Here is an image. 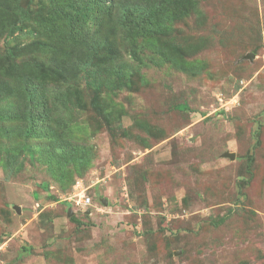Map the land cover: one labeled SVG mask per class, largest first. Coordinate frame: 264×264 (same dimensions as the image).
I'll list each match as a JSON object with an SVG mask.
<instances>
[{"label": "rangeland", "instance_id": "374dc122", "mask_svg": "<svg viewBox=\"0 0 264 264\" xmlns=\"http://www.w3.org/2000/svg\"><path fill=\"white\" fill-rule=\"evenodd\" d=\"M188 6L189 15L165 23L158 40L130 44L118 34L116 65L131 75V87L119 88L116 73L88 83L63 54L69 41L61 54L40 50L48 42L37 33L44 0L3 4L0 112L22 105L16 85L39 74L38 63L44 92L37 105L53 89L71 92L61 121L82 128L74 138L91 153L65 186L27 152L19 153L23 170L8 176L6 149L40 143L21 138L23 122L5 121L13 134L0 136V264H264V0ZM14 25L24 28L6 39ZM99 25L90 26L94 40L104 37ZM164 40L184 51L194 74L164 62ZM184 104L188 110L178 108ZM81 193L92 200L89 217L75 205ZM76 215L82 226L71 220Z\"/></svg>", "mask_w": 264, "mask_h": 264}, {"label": "trees", "instance_id": "16d2710c", "mask_svg": "<svg viewBox=\"0 0 264 264\" xmlns=\"http://www.w3.org/2000/svg\"><path fill=\"white\" fill-rule=\"evenodd\" d=\"M48 4V9H44L46 20L39 24L38 34L46 37L47 43H40V50L44 53L47 50L54 54H61L62 40L69 41L72 45L70 51L63 52L64 56L71 59L73 66L78 72H84L87 82H93L94 75L99 76L100 80H108L112 73L118 75V80L113 81L116 87H131L129 82L130 72H126L122 66L116 65L119 55L117 53L118 34L126 37L127 43H134L137 38H148L153 42L164 37L168 26L165 23H171L173 20H180L189 15L191 0H73L69 8L67 5L55 6ZM0 4V13L5 10L3 4ZM78 3V4H76ZM24 17L30 21L32 14L30 11H24ZM95 18L98 19L97 23ZM94 25L98 30H105L104 37L94 40L90 37V26ZM24 27L14 25L9 31L7 38L11 37L16 30H23ZM86 28V29H85ZM100 31V36L101 32ZM99 34V33H98ZM162 50L164 62L170 63L181 71L194 74L193 63L185 60L184 51L173 43L163 41ZM68 52V53H67ZM10 58H14L15 51L8 50ZM62 54V55H63ZM131 55V54H130ZM63 56V57H64ZM64 57V58H65ZM61 64V62H59ZM64 64V63H63ZM36 69L39 74L32 72L27 79L21 80L16 86L19 89L22 99L19 97V103L22 105L9 114L0 112V136L5 139H11L13 131L4 127L5 121H17L24 124L19 128V134L24 141L38 140L40 144L29 145L23 143L19 147L8 150L12 152L4 162L3 168L8 176L19 174L23 168V161L19 162L20 154L27 152L31 162L38 159L39 163L47 166L50 175L62 186L72 184L74 177L79 172H83L89 165L90 146L78 143L74 138L81 127H74L67 123H62V116L73 106L71 92L57 93L52 90L49 95V101H44L37 105L38 99L43 97L44 88L41 81L42 65L36 63ZM98 74V75H97ZM76 72L73 78H75ZM2 93L0 92V102ZM48 105H52L48 109ZM37 107H42L39 110ZM180 110H188L186 104L179 105ZM48 109V111L46 110ZM54 113H53V110ZM56 113H59L58 115ZM36 142V141H35ZM76 143L71 152L67 154L69 143ZM66 149V150H65ZM4 150V149H3ZM18 162V163H16ZM83 166V167H82ZM51 183L45 185L49 190ZM38 198V195H35ZM75 214V213H74ZM81 215L89 217L85 212ZM80 216L71 218L78 226L84 223Z\"/></svg>", "mask_w": 264, "mask_h": 264}, {"label": "built area", "instance_id": "2783aa9c", "mask_svg": "<svg viewBox=\"0 0 264 264\" xmlns=\"http://www.w3.org/2000/svg\"><path fill=\"white\" fill-rule=\"evenodd\" d=\"M74 197L78 198V199H74L75 200L74 201L75 205L81 206L83 208V211L87 210L88 207L92 204L91 198L85 196V194H82V193L81 194H76Z\"/></svg>", "mask_w": 264, "mask_h": 264}, {"label": "water", "instance_id": "95a60500", "mask_svg": "<svg viewBox=\"0 0 264 264\" xmlns=\"http://www.w3.org/2000/svg\"><path fill=\"white\" fill-rule=\"evenodd\" d=\"M228 156H230L231 157V159H234L235 158V156L233 155V154H227ZM17 209H19V208H17ZM19 212H20V209H19ZM79 212H82V211H79ZM87 215H89L90 213H91V211L90 210H87L86 212H85ZM72 215H74V211L72 210V208H70L69 209V216L71 217Z\"/></svg>", "mask_w": 264, "mask_h": 264}, {"label": "clouds", "instance_id": "9594fccd", "mask_svg": "<svg viewBox=\"0 0 264 264\" xmlns=\"http://www.w3.org/2000/svg\"><path fill=\"white\" fill-rule=\"evenodd\" d=\"M86 212V211H85Z\"/></svg>", "mask_w": 264, "mask_h": 264}]
</instances>
